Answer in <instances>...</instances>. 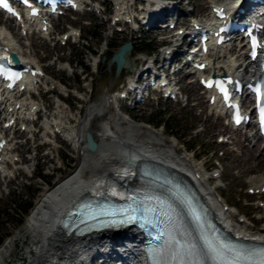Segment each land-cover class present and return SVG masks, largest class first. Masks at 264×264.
<instances>
[{
  "label": "rangeland",
  "instance_id": "obj_1",
  "mask_svg": "<svg viewBox=\"0 0 264 264\" xmlns=\"http://www.w3.org/2000/svg\"><path fill=\"white\" fill-rule=\"evenodd\" d=\"M101 1L103 0H95L96 4H93L97 6ZM111 1L113 0H106L101 6L106 14L99 15L89 12L91 7L86 6V10L82 14H72L58 19L50 39L47 40H41L37 35L27 37L21 35L17 29L14 30L17 40L20 39V52L24 57L29 62L40 65L47 79L52 78L54 81H59L68 91L61 95L55 89L52 90L53 95L49 96L42 95L38 89L41 95L36 96L35 94L38 92L36 91L32 96L34 101L40 103L42 110L37 127H35L36 131H39L37 136L28 135L20 130V126L14 132L18 135L17 139L11 138L10 132L6 135V139H11L9 148L16 149L13 159L23 158L25 161L22 164H15L14 167L17 170L9 173V175H16L9 187L3 184V179L0 177V246L7 240H15V247L5 264H28L30 256H34L29 254L30 250L34 251L31 236L24 229L29 214L23 218L22 223H18L22 216L21 212L17 210L19 202H32V205L35 206L45 188L42 182L33 176L34 173L39 174V171H42L41 175L44 177L52 175V182L55 183L61 173L68 172V168L80 163L76 152L63 137L57 138L55 142L53 140L51 144L44 138L41 124L46 120L45 116L55 115L58 104L56 96H60L66 104L63 103V106L68 111L67 115L70 118H76L77 121L84 118L92 104L100 100H105L107 104L112 102L109 107H101L98 111L96 110L98 118L93 117L94 126L105 127L107 122L116 113H119L143 126V129L136 134L137 144L142 143L144 137L142 132L145 130L161 135L166 144L174 145L179 156L189 160L187 167L189 164L192 165L206 177H210L213 171L218 172L220 177L211 179L210 184L216 187L227 211H234L240 222L247 220V224L252 227H264V209L261 207L264 202V194H248V189L251 186L248 182L249 178L256 173L264 176V165L256 167L252 164L246 166L244 163L246 152H249L253 157L256 156L257 159L259 158L257 157L259 154L256 155V152L259 147L262 148L261 142L258 141L253 146L254 142L244 141L249 133L237 131L231 135V138L235 139V143H230L228 138L230 131L225 125L227 121L225 118L213 115L208 109L207 99L198 82L194 81V76H190L187 80L184 76L177 77L181 82L179 85L182 89V95L177 102L164 100L160 95L154 93L151 95L152 99L138 105L133 104L130 100H115L117 92L122 91L125 82L133 76V72L129 70H123L116 75L115 66L109 63L118 46L128 40L132 41L135 46H139L143 39L157 45L160 40L156 36L154 37V34L152 36L145 34L141 39H138L136 36L135 38L130 37L128 33H117L114 30L116 26L112 27L113 34L106 40L108 28L111 26L107 17L112 13ZM191 5L196 7V13H199V8H202L204 19L210 13V5L207 0H192ZM181 8L184 9L182 6ZM191 9L187 8L189 11ZM139 11L141 12L140 7H138ZM7 24L14 27L11 22L5 23L0 16V27H7ZM71 29L79 32L81 38L78 39L75 36L68 41L60 40L61 36ZM143 55L144 53H137L136 50L131 53L130 57L134 59V69L143 67L142 60H136ZM153 56L159 57L157 52ZM97 57L100 62L93 66L92 60ZM62 65L67 69L60 70ZM67 65L70 66L69 69ZM45 88L48 87L44 86L41 91ZM76 89L82 94H77ZM81 95L87 99L86 102L80 100ZM165 120L171 122L172 132L163 125ZM2 122L0 121V126ZM61 123L65 125L64 121ZM75 125L74 122L70 124V126ZM123 126L126 124L124 123ZM135 133L133 132L134 135ZM220 137L228 141L218 142ZM236 140L240 141V144ZM34 156L37 158L34 159ZM89 170L88 168V172ZM52 172L54 174H51ZM85 172L88 175V172Z\"/></svg>",
  "mask_w": 264,
  "mask_h": 264
},
{
  "label": "bare ground",
  "instance_id": "obj_2",
  "mask_svg": "<svg viewBox=\"0 0 264 264\" xmlns=\"http://www.w3.org/2000/svg\"><path fill=\"white\" fill-rule=\"evenodd\" d=\"M218 1L220 3L223 2L222 0ZM113 3L115 6H119L122 12H128L132 5L130 0H113ZM150 3L156 5V9H152V12H154L158 9L160 0H150ZM97 9L99 8L94 7L93 11ZM206 18V27H211L213 25V19L210 17V14H208ZM102 22L104 23V20H102ZM15 29V26L10 27L8 24L7 27L0 28V46L10 51L3 52L2 54L8 55L13 53L21 58L22 61H26L25 57L20 52V39L17 40L16 34L14 33ZM23 29L26 31L27 37L37 35L41 40L50 39L52 33V30H49V33H42L38 26L30 23L23 26ZM70 35L75 37L73 31L70 32ZM111 35L112 32L109 30L106 40H108ZM237 47L239 48L236 49ZM244 49L245 46L242 42L238 45L233 44L231 48L216 49L206 60L212 65V70L215 72L230 73L240 77L243 73H248L250 68H253V63L248 61ZM28 63L33 64L32 62ZM98 63V57L92 60L93 66H96ZM133 63L134 59H131V63L128 66L133 67ZM35 65L37 64L35 63ZM66 69L67 67L64 65L60 68V70ZM35 81H37V83L39 81L44 86L48 87L45 89L53 88L61 94L65 93V86L59 81H54L52 78H37ZM22 84L27 86V90L24 93H14L3 97V100L0 102V118L6 117L10 109H15L17 105H20L17 117L22 119L23 122L21 126L26 127L25 133L28 135L31 134V136L34 137L37 135L31 129L30 119L34 117L33 109L40 108V104L39 102L35 103L31 98V95L34 93L32 82L25 79ZM31 88L33 89L31 90ZM25 95L29 96V98H26ZM110 103L107 104L105 100H100L92 104L88 108L84 118L77 121L76 118H70L67 115L68 111L66 107L63 106V101L58 96L55 115L45 116L46 120L42 122L41 129L43 130L46 141L49 142L56 138L53 132L54 129L61 130L64 140L76 152L77 159L80 160V163L83 165V170L81 169L78 174L74 175L73 173L69 175L61 182L54 184L50 190L44 191L30 211L24 229L26 233L31 236V244L35 254L34 256H30L28 264H67L69 261L72 262L71 260L77 256L78 253H80V255L88 254L98 243L110 238L109 234L100 233L77 239L72 234L66 235L55 223L79 199L108 194L109 188L107 187V182L109 179L111 181L122 180L123 183L127 184L132 183L133 179L131 180L130 178L132 177L134 169L132 168L133 166L128 164L129 160L136 161L137 164L141 163L139 161L146 160L165 167L169 171L175 172L178 177L186 178L206 201L208 209L213 213L218 225L223 230L245 241L264 243V227H252L248 225L246 221L239 222L235 212L232 210L221 211L220 208H223L222 197L217 193L216 187L210 184V180L212 179L211 176L206 177L204 174H200L198 170L190 164L187 167L189 160L179 156L174 145L166 144L161 135L153 134L145 130V132H142V134H144L142 143L135 145L134 139L136 134L143 129V126L136 123L128 116L125 115L124 117L119 113H116L115 116L107 122L105 127L100 128L94 126L92 120H94V116L98 118L97 111L101 107H109ZM210 110L213 115L218 117L223 114L217 107L211 108ZM11 117L7 119L4 118L2 124L9 122ZM62 121H64L65 125H62ZM73 122L76 123V125L70 126ZM124 123L126 126H123ZM3 131L2 126H0V134H2ZM109 131H111L113 137H108L110 135ZM86 132L91 133L97 144V150L93 153L85 149ZM133 132H136L135 135ZM258 140L259 137L256 132L252 134V139H250L248 135L244 139V141H250V143L254 142L253 146L257 144ZM236 142L240 144V141L236 140ZM14 151H16V149H14ZM256 155H258L257 157L260 159L246 152L245 165L249 166L252 164L253 166L260 167L262 164L263 166L264 148L259 147ZM14 156L15 154L13 155L8 152L2 154V158L5 162L13 160ZM36 158L37 156H34V159ZM19 160L22 162L25 161L23 158H19ZM4 165L5 164L0 163V175L3 179V184L9 187L12 181V177L9 175L11 171H5L3 169ZM5 166H9V164ZM88 168L90 169L88 172L90 178L84 179V174L86 175L85 171H88ZM192 175H197V179L191 180L190 178ZM248 182L251 185L249 187L250 189L261 190L262 187H264V176L256 173V175H252L249 178ZM126 233L127 235L132 234V232ZM119 235L120 234L115 235L113 241L121 240V236ZM14 247L15 240L12 239L5 241L4 244L0 246V264H5L7 258L11 256ZM135 259L138 264H142L140 253L136 254Z\"/></svg>",
  "mask_w": 264,
  "mask_h": 264
},
{
  "label": "water",
  "instance_id": "obj_3",
  "mask_svg": "<svg viewBox=\"0 0 264 264\" xmlns=\"http://www.w3.org/2000/svg\"><path fill=\"white\" fill-rule=\"evenodd\" d=\"M132 45L130 42L123 44L111 57L109 63L115 65V73L116 75L120 73V71L130 65L131 60L129 58V54L131 52ZM12 59L14 61H17L16 57L12 55ZM86 142H87V148L90 151H94L96 149V144L92 139V136L90 133L86 134ZM129 164H133L132 162H129Z\"/></svg>",
  "mask_w": 264,
  "mask_h": 264
},
{
  "label": "trees",
  "instance_id": "obj_4",
  "mask_svg": "<svg viewBox=\"0 0 264 264\" xmlns=\"http://www.w3.org/2000/svg\"><path fill=\"white\" fill-rule=\"evenodd\" d=\"M150 49H152L150 47L149 44L147 43H143L142 46L140 48H137L138 51H142V50H145V51H150ZM165 126H166V129L167 130H171V122H169L168 120H165L164 123H163ZM40 173V176L38 177V179L44 184H51V178H44V176L41 175L42 171H39ZM37 193V191L35 192V194ZM34 194V195H35ZM32 207V202H19V204L17 205V210L21 212V216L22 218H19L18 220V223H22V220L23 218L29 213V210L31 209Z\"/></svg>",
  "mask_w": 264,
  "mask_h": 264
},
{
  "label": "snow or ice",
  "instance_id": "obj_5",
  "mask_svg": "<svg viewBox=\"0 0 264 264\" xmlns=\"http://www.w3.org/2000/svg\"><path fill=\"white\" fill-rule=\"evenodd\" d=\"M253 43L255 44V41H253ZM207 86L212 87V83L209 82ZM217 87H219L222 92L224 91V89L219 85V83H217ZM262 264H264V262H262Z\"/></svg>",
  "mask_w": 264,
  "mask_h": 264
}]
</instances>
